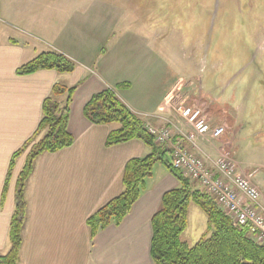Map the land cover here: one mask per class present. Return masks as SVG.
<instances>
[{
  "label": "crops",
  "instance_id": "crops-1",
  "mask_svg": "<svg viewBox=\"0 0 264 264\" xmlns=\"http://www.w3.org/2000/svg\"><path fill=\"white\" fill-rule=\"evenodd\" d=\"M96 6V0L0 2L3 16L22 24L24 31V36L15 39L9 29L2 30L0 25L2 255L10 249L9 228L15 209L17 178L26 161V153L17 158L6 186L12 156L36 131L44 100L53 86L56 83L77 86L68 125L73 144L40 155L27 183L28 211L20 264H155L151 254L152 218L160 210L164 194L180 183L163 163H157L146 189L123 221L92 237L88 218L122 192L127 162L150 153L141 139L107 145L108 134L116 126L92 123L84 114L94 94L115 89L118 97L144 122L170 126L175 131L180 129L181 119L175 102L199 101L208 111L211 124L220 125V74L200 76L186 68L190 62L175 60L173 66L168 64L162 57L176 56L161 52L160 25L151 28L146 40L137 35L138 31L98 38ZM106 17L110 18L108 25L111 19L112 23L117 22L111 14ZM125 17V10L121 9L118 20ZM38 40L49 49L40 50ZM107 41V49H101L102 42ZM44 50L67 55L76 63L74 71L17 73L21 65ZM122 83L130 85L118 87ZM210 139L208 135L202 137L198 147L196 142L186 144L193 150L196 147L198 153L217 157L220 140Z\"/></svg>",
  "mask_w": 264,
  "mask_h": 264
},
{
  "label": "rangeland",
  "instance_id": "rangeland-1",
  "mask_svg": "<svg viewBox=\"0 0 264 264\" xmlns=\"http://www.w3.org/2000/svg\"><path fill=\"white\" fill-rule=\"evenodd\" d=\"M96 4L98 38L138 31L137 35L146 40L151 28L160 25L161 52L176 56L164 55L162 58L168 64L173 66L175 60L190 62L186 68L200 76L220 74V125L211 124L208 111L199 101L175 102L176 106L198 103L212 127L224 128L218 139L206 134L194 140L197 147L207 135L213 142L220 140V155L210 157L196 152V147L189 148L208 167L214 160L230 155L240 172L246 176L253 174L264 203V0H96ZM121 9L125 10L126 17L118 20ZM108 14L117 22L112 23L111 19L108 25ZM0 17L2 30L9 29L15 39L24 34L22 24L9 20L8 16L6 22L2 12ZM37 42L40 50L49 49L46 43ZM108 45V41L102 42L101 49H107ZM117 73L125 77L124 73ZM137 88L135 84L134 90ZM186 123L181 118L178 127L189 134L192 128ZM192 182L204 190L198 182ZM207 226V216L191 202L189 225L182 240L193 246Z\"/></svg>",
  "mask_w": 264,
  "mask_h": 264
},
{
  "label": "trees",
  "instance_id": "trees-1",
  "mask_svg": "<svg viewBox=\"0 0 264 264\" xmlns=\"http://www.w3.org/2000/svg\"><path fill=\"white\" fill-rule=\"evenodd\" d=\"M75 67L76 63L67 55L46 51L21 65L17 73L28 75L53 69L63 74L73 72ZM129 85L122 83L118 87ZM76 89L77 86L61 83L53 86L51 94L44 100L36 131L12 156L6 186L17 158L26 153V161L17 178L15 209L9 228L10 249L7 254H0V264H20L28 211L26 187L36 160L46 152L62 150L74 142L68 125ZM84 114L92 123L116 126L108 134L107 145L141 139L150 148L148 155L127 162L122 192L88 218L92 237L109 225L123 221L146 189L156 164L161 162L176 176L180 185L164 194L161 208L152 218L151 254L155 264H264V244L257 243L246 227L236 226L212 196L197 188L172 166L170 150L157 143L145 122L118 97L115 89L107 88L94 94L86 104ZM191 202L205 213L208 224L207 230L193 246L182 240L189 225Z\"/></svg>",
  "mask_w": 264,
  "mask_h": 264
},
{
  "label": "built area",
  "instance_id": "built-area-1",
  "mask_svg": "<svg viewBox=\"0 0 264 264\" xmlns=\"http://www.w3.org/2000/svg\"><path fill=\"white\" fill-rule=\"evenodd\" d=\"M175 109L192 128L189 134L180 129L175 131L170 126L158 127L150 121L145 122L148 132L157 143L168 144L169 160L174 168L198 182L236 226L246 227L257 243L264 244V203L262 193L252 179L253 174L246 176L240 172L230 155L214 160L208 167L207 162L195 155L186 144H194L198 135L210 134L218 139L224 133V128L212 127L202 107L197 104H175Z\"/></svg>",
  "mask_w": 264,
  "mask_h": 264
}]
</instances>
